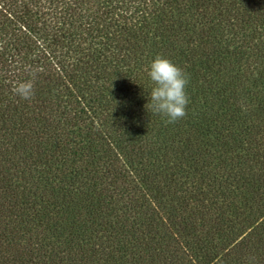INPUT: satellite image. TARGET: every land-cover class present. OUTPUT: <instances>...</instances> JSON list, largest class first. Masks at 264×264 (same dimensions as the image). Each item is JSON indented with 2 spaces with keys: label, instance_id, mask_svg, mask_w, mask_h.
<instances>
[{
  "label": "trees",
  "instance_id": "obj_1",
  "mask_svg": "<svg viewBox=\"0 0 264 264\" xmlns=\"http://www.w3.org/2000/svg\"><path fill=\"white\" fill-rule=\"evenodd\" d=\"M157 54L189 78L174 123L145 107ZM250 257L264 264V0H0V264Z\"/></svg>",
  "mask_w": 264,
  "mask_h": 264
},
{
  "label": "clouds",
  "instance_id": "obj_2",
  "mask_svg": "<svg viewBox=\"0 0 264 264\" xmlns=\"http://www.w3.org/2000/svg\"><path fill=\"white\" fill-rule=\"evenodd\" d=\"M18 82L13 92L22 100L34 98V79ZM152 87L149 92V101L145 105L148 111L166 117V123H174L187 115L189 96L186 88L189 83L187 73L169 58L157 54L147 69ZM248 264H254V258L250 257Z\"/></svg>",
  "mask_w": 264,
  "mask_h": 264
}]
</instances>
